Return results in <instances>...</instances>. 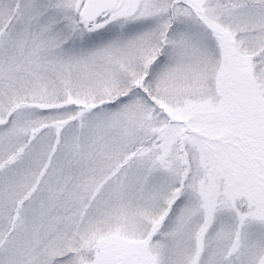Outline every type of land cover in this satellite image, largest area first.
<instances>
[{"label":"snow or ice","instance_id":"snow-or-ice-1","mask_svg":"<svg viewBox=\"0 0 264 264\" xmlns=\"http://www.w3.org/2000/svg\"><path fill=\"white\" fill-rule=\"evenodd\" d=\"M0 264H264V0H0Z\"/></svg>","mask_w":264,"mask_h":264}]
</instances>
